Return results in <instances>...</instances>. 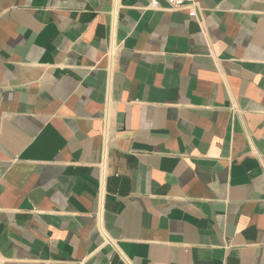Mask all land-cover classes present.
Instances as JSON below:
<instances>
[{
	"label": "crops",
	"instance_id": "0c3cea01",
	"mask_svg": "<svg viewBox=\"0 0 264 264\" xmlns=\"http://www.w3.org/2000/svg\"><path fill=\"white\" fill-rule=\"evenodd\" d=\"M0 0V264H264V0Z\"/></svg>",
	"mask_w": 264,
	"mask_h": 264
},
{
	"label": "built area",
	"instance_id": "2783aa9c",
	"mask_svg": "<svg viewBox=\"0 0 264 264\" xmlns=\"http://www.w3.org/2000/svg\"><path fill=\"white\" fill-rule=\"evenodd\" d=\"M173 10H180L188 8L191 16H195V6L199 4L201 0H165ZM152 7H158V0H150Z\"/></svg>",
	"mask_w": 264,
	"mask_h": 264
}]
</instances>
